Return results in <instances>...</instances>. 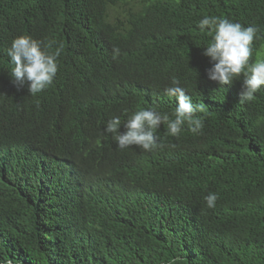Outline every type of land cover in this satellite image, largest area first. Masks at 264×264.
I'll use <instances>...</instances> for the list:
<instances>
[{
	"label": "trees",
	"instance_id": "trees-1",
	"mask_svg": "<svg viewBox=\"0 0 264 264\" xmlns=\"http://www.w3.org/2000/svg\"><path fill=\"white\" fill-rule=\"evenodd\" d=\"M126 1L0 0V264H264V90L241 101L242 77L209 80L198 27L254 25L264 57V0ZM25 34L63 46L35 96L9 74ZM172 77L204 103L201 132L164 123L163 148L118 149L106 122L171 114Z\"/></svg>",
	"mask_w": 264,
	"mask_h": 264
},
{
	"label": "clouds",
	"instance_id": "clouds-1",
	"mask_svg": "<svg viewBox=\"0 0 264 264\" xmlns=\"http://www.w3.org/2000/svg\"><path fill=\"white\" fill-rule=\"evenodd\" d=\"M198 27L211 37L203 47V55L210 58L212 65L207 70L208 79L223 87L242 77L240 100H253L256 93L264 90V57L251 60L253 42L258 38L259 29L254 25L243 26L228 18L209 15L199 20ZM62 48L60 45L51 51L50 45L43 40L26 34L14 38L7 49V56L14 65L9 73L13 83L21 87L27 84L28 92L33 96L43 92L54 82ZM164 93L178 101L171 114L153 107L140 108L127 115L123 123L124 132L120 131L122 123L119 117H112L106 122L103 131L113 135L118 149L137 146L144 151H153L163 148L164 143L156 132L164 123L167 124L168 135L173 137H178L185 125L193 134L201 132L203 120L196 114L205 111L204 103L194 104L176 77H172L171 86ZM204 200L208 208H214L218 195L210 192ZM3 264H11V261Z\"/></svg>",
	"mask_w": 264,
	"mask_h": 264
},
{
	"label": "rangeland",
	"instance_id": "rangeland-1",
	"mask_svg": "<svg viewBox=\"0 0 264 264\" xmlns=\"http://www.w3.org/2000/svg\"><path fill=\"white\" fill-rule=\"evenodd\" d=\"M138 7V4L137 2H133V1H127V2H124L122 3V8L121 9H118V10H130V9H133V8H137ZM117 9L113 11V14L117 13Z\"/></svg>",
	"mask_w": 264,
	"mask_h": 264
}]
</instances>
